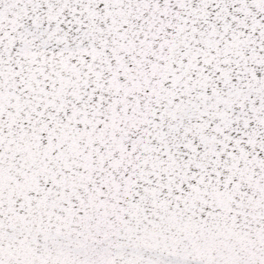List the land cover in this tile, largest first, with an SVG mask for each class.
Returning <instances> with one entry per match:
<instances>
[{
	"label": "snow or ice",
	"instance_id": "6c2138e0",
	"mask_svg": "<svg viewBox=\"0 0 264 264\" xmlns=\"http://www.w3.org/2000/svg\"><path fill=\"white\" fill-rule=\"evenodd\" d=\"M0 264H264V0H0Z\"/></svg>",
	"mask_w": 264,
	"mask_h": 264
}]
</instances>
